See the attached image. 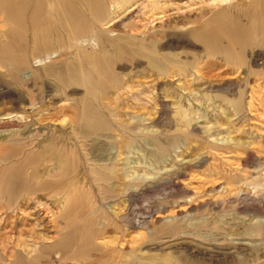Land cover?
I'll return each mask as SVG.
<instances>
[{"label": "rangeland", "instance_id": "374dc122", "mask_svg": "<svg viewBox=\"0 0 264 264\" xmlns=\"http://www.w3.org/2000/svg\"><path fill=\"white\" fill-rule=\"evenodd\" d=\"M261 12L0 0V264H264Z\"/></svg>", "mask_w": 264, "mask_h": 264}, {"label": "bare ground", "instance_id": "6f19581e", "mask_svg": "<svg viewBox=\"0 0 264 264\" xmlns=\"http://www.w3.org/2000/svg\"><path fill=\"white\" fill-rule=\"evenodd\" d=\"M262 13V12H261ZM262 17H263V22H262V24L260 25V26H258V27H255V28H250L249 30H245V29H239V28H235V30H240V32H242V33H245V34H247V35H249L250 34V32H251V34H255V33H258V32H262L263 31V29H261V27L264 25V15H263V13H262ZM264 27V26H263ZM214 28H215V26L214 25H212V24H206L205 25V27L203 28V30L201 31V34H202V39H201V41H202V43L203 44H206L207 45V47H206V49L207 50H209L210 52H212L213 50H212V47L213 48H215L216 46V44L215 43H219L220 42V37L218 36V35H216L215 34V32H214ZM83 34V33H82ZM78 37V35L75 33V34H73V35H71V38L72 39H75V38H77ZM20 172L21 171H18L17 172V174H20ZM38 175V174H37ZM38 178V176H35V180ZM32 182V181H31ZM22 183V182H21ZM25 182H23L22 184H24ZM32 184V189L30 190L31 191V194H34V191H35V189H36V187L37 186H35V181L34 182H32L31 183ZM38 185V184H37ZM12 186V184H10L9 185V187H8V190H6L5 192H3L4 194H6L7 195V201L9 202V203H12V202H14V200H16V198H17V196H18V194H17V192H14V191H11V189L13 188V187H11ZM42 187L41 188H45V187H47V188H52V187H54L55 185H53L52 184V182H46V183H44V184H42L41 185ZM13 190V189H12ZM27 193V192H26ZM28 193H30V192H28ZM65 216H66V214H64ZM17 257V259H18V261H23V258H22V256L21 255H19L18 254V256H16Z\"/></svg>", "mask_w": 264, "mask_h": 264}]
</instances>
